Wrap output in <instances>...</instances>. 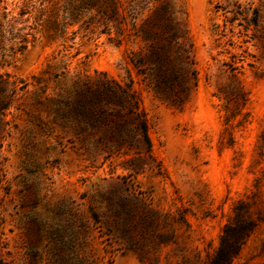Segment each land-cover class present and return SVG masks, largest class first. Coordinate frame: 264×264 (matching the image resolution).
Masks as SVG:
<instances>
[{"label":"rangeland","instance_id":"374dc122","mask_svg":"<svg viewBox=\"0 0 264 264\" xmlns=\"http://www.w3.org/2000/svg\"><path fill=\"white\" fill-rule=\"evenodd\" d=\"M25 2L0 3L20 20L0 33V264H208L236 221L255 228L231 264H264V0H168L195 63L177 107L127 64L136 44L36 21L78 0ZM95 73L132 79L149 155H109L74 118L66 103Z\"/></svg>","mask_w":264,"mask_h":264},{"label":"trees","instance_id":"16d2710c","mask_svg":"<svg viewBox=\"0 0 264 264\" xmlns=\"http://www.w3.org/2000/svg\"><path fill=\"white\" fill-rule=\"evenodd\" d=\"M78 1L76 6L66 3L59 15V10H56L50 17H44L40 7L36 21L57 26L62 34L67 27H85L91 22L98 29V34L110 36L114 32L118 44H136L137 50L126 54L127 64L158 100L180 106L191 89L192 85L188 84L189 70L195 63L185 21L173 16L168 0H130L132 4L127 6L120 0ZM29 2L26 0L25 8H31ZM26 14V10H20L18 16L21 18ZM8 16L6 13L1 15L0 33L7 27L6 33L12 36L14 24L20 20L8 19ZM85 16L87 19L83 21ZM173 48L177 52L174 57L170 54ZM4 61V56L0 55L1 67ZM95 74L101 77V82H82L74 88L72 98L66 103L72 108L74 118L81 123L84 131L98 127L105 132L96 144L109 155L126 154L139 144L149 155L146 120L132 79L120 83L104 73ZM191 75L195 77L193 72ZM6 79L8 75L0 74V115L11 104L9 96L4 95ZM11 89L14 90V87ZM254 228L253 221L225 225L218 249L208 264H231Z\"/></svg>","mask_w":264,"mask_h":264}]
</instances>
